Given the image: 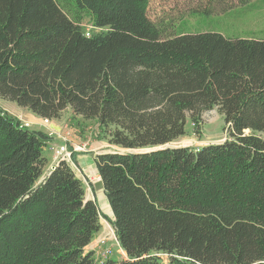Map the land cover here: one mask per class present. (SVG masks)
I'll list each match as a JSON object with an SVG mask.
<instances>
[{
	"label": "trees",
	"instance_id": "obj_1",
	"mask_svg": "<svg viewBox=\"0 0 264 264\" xmlns=\"http://www.w3.org/2000/svg\"><path fill=\"white\" fill-rule=\"evenodd\" d=\"M148 4L0 0V98L118 148L94 157L109 219L70 162L47 168L50 135L0 109V264H264V39L168 35ZM213 109L226 139L170 146ZM102 216L122 260L88 248Z\"/></svg>",
	"mask_w": 264,
	"mask_h": 264
},
{
	"label": "rangeland",
	"instance_id": "obj_2",
	"mask_svg": "<svg viewBox=\"0 0 264 264\" xmlns=\"http://www.w3.org/2000/svg\"><path fill=\"white\" fill-rule=\"evenodd\" d=\"M227 1L229 3L228 7L224 10H217L211 0H149L147 14L150 19L162 23L167 28L168 35L217 32L228 38L264 39V0H244L243 2L225 0V2ZM208 9L211 11L209 14L203 12ZM82 26L85 30L94 31L90 22L86 19L82 21ZM2 107H5L9 111L7 113L12 117L28 122L21 115H16L14 110L17 107L16 103L0 98V109H3ZM3 111L5 110L3 109ZM59 121L58 124L61 126L59 131L51 132V130H48V133L57 136L59 140L57 145L65 143L68 149L69 147H81V149L74 151L83 153L88 149L99 151L98 145L102 140H106L98 137L99 130L95 120H85L73 116L69 109L63 111ZM185 132L184 136L172 142L170 146L200 147L227 138L226 125L216 109L205 112L196 127L193 126L190 117L186 116ZM61 137H64V139ZM43 155L50 157L53 161V150L51 152L44 150ZM74 170L76 175L84 182L87 197L91 191L88 178L93 180L94 178L92 175H88L87 178L82 172ZM109 219H105L103 216L100 218V230L95 234L92 244L94 248L103 239L105 242L102 246L111 249L110 258L119 261L123 259V255L115 244L114 238H112L113 227ZM162 261L166 264L167 257L165 255L162 256Z\"/></svg>",
	"mask_w": 264,
	"mask_h": 264
},
{
	"label": "crops",
	"instance_id": "obj_3",
	"mask_svg": "<svg viewBox=\"0 0 264 264\" xmlns=\"http://www.w3.org/2000/svg\"><path fill=\"white\" fill-rule=\"evenodd\" d=\"M2 108L6 112H9L5 107H2ZM14 110H15L16 115L17 114L21 115L24 120L28 121L31 124L29 127L30 129H40V130H43L48 135L51 134V133H48V130H53L56 132L61 129L60 128L61 126L58 124L60 122L59 119L52 120L51 125L49 127H43L42 125H40V117L30 112L26 108L17 106L14 108ZM50 137H51V140L48 141V147L45 150H49L51 152L52 151L51 147H54L57 144H59V140L57 139V136L53 135V133L52 135H50ZM98 147L100 149L99 151L88 149L86 152L84 151L83 153L76 152V163L73 164V168L79 171L80 173L82 172L87 178H88V175H92L94 180L88 178L89 187H91V191H90V194L86 198L96 201V203H98V207L101 210V213L113 219V214H112L110 205L104 194L101 179L97 172L94 157L95 155L99 153L114 151V150H117L118 148L114 145H110L106 140H102L100 145H98ZM46 158L48 162V168H51L53 166V161H51L50 157L49 158L46 157ZM92 242L93 240L88 245V248L93 247Z\"/></svg>",
	"mask_w": 264,
	"mask_h": 264
},
{
	"label": "built area",
	"instance_id": "obj_4",
	"mask_svg": "<svg viewBox=\"0 0 264 264\" xmlns=\"http://www.w3.org/2000/svg\"><path fill=\"white\" fill-rule=\"evenodd\" d=\"M90 35V31L87 29L85 30V36H89ZM19 119V118H18ZM20 122H21V125L23 127H30V123L28 122H24L22 121L21 119H19ZM51 120L49 118H46V117H41L40 118V125H42L43 127L46 126V127H49L51 125ZM51 132H54L53 130H51ZM52 135V133L50 134ZM62 139H64V137H61ZM66 140V139H65ZM78 149H81V147H73V150H78ZM51 150H53V165L55 163H57L58 161L60 160H65V161H68L70 162L72 165L73 163L71 162V151L68 149L67 145L64 143L60 144V145H57V146H54V147H51ZM112 234H113V237L114 240H115V244L117 245V240H116V237H115V234H114V230L112 228ZM104 240L102 239V241H100V243L97 244L96 248L97 251H98V257L100 258H105L107 256H109L111 254V249L110 248H107L106 246H102L104 245Z\"/></svg>",
	"mask_w": 264,
	"mask_h": 264
}]
</instances>
